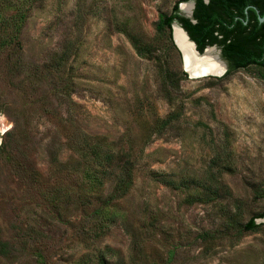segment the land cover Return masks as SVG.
<instances>
[{
	"label": "rangeland",
	"instance_id": "rangeland-1",
	"mask_svg": "<svg viewBox=\"0 0 264 264\" xmlns=\"http://www.w3.org/2000/svg\"><path fill=\"white\" fill-rule=\"evenodd\" d=\"M177 1L0 0L1 25L21 3L31 5L18 43L0 50V145L12 134L0 155V243L7 245L0 264H40L39 255L47 264H76L104 248L119 258L107 264H264V217L239 238L227 227L264 213V199L254 196L264 189V71L187 75L168 102L154 62L119 31L163 47L155 23ZM10 34L0 30V41ZM172 57L184 71L181 54ZM179 108L181 118L157 132ZM84 133L133 161L132 185L114 203L121 217L99 238L94 198L83 205L71 193L56 208L44 199L74 184L54 159L74 160L67 138ZM113 184L108 178L104 193ZM206 230L229 235L201 242Z\"/></svg>",
	"mask_w": 264,
	"mask_h": 264
},
{
	"label": "trees",
	"instance_id": "trees-1",
	"mask_svg": "<svg viewBox=\"0 0 264 264\" xmlns=\"http://www.w3.org/2000/svg\"><path fill=\"white\" fill-rule=\"evenodd\" d=\"M193 1L192 18H186L179 12V4ZM31 6V5H30ZM25 7L24 2L16 10L9 24L0 23V30L9 29L11 34L0 41V50L18 43L19 35L31 7ZM0 14V18H1ZM264 0H178L170 13H159L155 23L156 35L163 39V47L156 48L130 30L119 29L132 45L136 54L143 59L153 61L160 77V89L163 97L172 102L180 91V83L186 79L184 71L172 67L173 54L180 59L172 38V25L177 22L194 42L196 50L202 53L208 46H216L221 51V57L228 68L223 78L232 73L255 67L264 71ZM3 17V16H2ZM170 50L173 54H170ZM59 66V65H58ZM15 67V65H14ZM57 70V68L55 67ZM182 116L179 108L169 113L156 124V131L163 132L177 122ZM202 127V123H194ZM12 134H4L0 145V155L7 154ZM68 144L76 158L68 164L55 163L64 172L73 175L72 186L59 187L46 191L44 199L51 207L69 198L71 193L83 205H90L89 198L99 202L92 212L93 236L99 238L104 230L121 216L114 210V203L120 200L132 185L133 161L129 153L116 147L115 143H107L104 138L90 137L85 133L78 137H68ZM114 181L110 192L104 193L105 181ZM255 199H264V189L254 193ZM264 213L250 218L240 225L237 219H232L228 229H235L234 238L241 237L246 232H252L263 226L256 223L257 218H263ZM227 231L206 230L198 235L201 242L211 243L228 236ZM6 243H0V253L7 252ZM110 258L117 259L116 251L104 248L93 256L86 255L76 264H107ZM39 263L47 264L39 255ZM119 260V258L117 259Z\"/></svg>",
	"mask_w": 264,
	"mask_h": 264
},
{
	"label": "water",
	"instance_id": "water-1",
	"mask_svg": "<svg viewBox=\"0 0 264 264\" xmlns=\"http://www.w3.org/2000/svg\"><path fill=\"white\" fill-rule=\"evenodd\" d=\"M207 2V0H204ZM194 9V2L189 1L185 3L179 4V12L181 15H183L186 18H192ZM264 20V16L259 18V21L262 22ZM175 27H179L181 33L184 35L186 43L189 45V57L185 55L181 47L179 46L176 38H175ZM172 38L173 41L178 48L181 59H182V67L184 72L191 78H200V77H207V76H222L225 74L227 70V64L226 62L221 59V51L216 46H208L206 47L202 53H199L196 50V46L194 42H192L187 35V33L182 29V27L177 23L174 22L172 25ZM218 51V53L216 52ZM214 56L216 60L221 62L222 67L219 70L218 74L209 73L206 69V67H202V65L206 64L207 61L210 60V57ZM190 58V59H189Z\"/></svg>",
	"mask_w": 264,
	"mask_h": 264
},
{
	"label": "bare ground",
	"instance_id": "bare-ground-1",
	"mask_svg": "<svg viewBox=\"0 0 264 264\" xmlns=\"http://www.w3.org/2000/svg\"><path fill=\"white\" fill-rule=\"evenodd\" d=\"M174 29H175V38H176L179 46L181 47V49L183 50L185 55L189 57L190 48H189V45L186 43L184 35L181 33L179 27H175ZM202 67H204V68L206 67V69L209 73L218 74L219 70L222 67V64H221V62L216 60L214 58V56H212V57H210V60L206 62V64L202 65Z\"/></svg>",
	"mask_w": 264,
	"mask_h": 264
}]
</instances>
